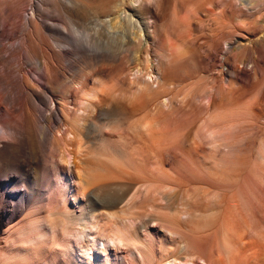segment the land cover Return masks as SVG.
Wrapping results in <instances>:
<instances>
[{
  "label": "rangeland",
  "instance_id": "obj_1",
  "mask_svg": "<svg viewBox=\"0 0 264 264\" xmlns=\"http://www.w3.org/2000/svg\"><path fill=\"white\" fill-rule=\"evenodd\" d=\"M79 1L83 7L52 6L46 0H0L1 53L8 55L13 52L12 44H19L20 53H14L22 58L26 79H35L31 65L33 57L24 52L19 25L23 17L27 18L34 12L36 23L42 19L61 32L63 28L87 30L92 40L102 47L119 41L126 48L116 57L106 53L104 59L92 58L101 51H112L90 48L87 39L81 35L60 36L56 39L62 42L63 49H55L61 54L56 56L50 52V39L42 30L37 34L39 31L34 27V45L38 54L50 56L54 66L53 71L51 69L54 82L47 85L38 81V88L35 86V115L43 121L42 117L54 110V121L45 138L36 130L34 148L44 152L52 143L59 144L55 162L58 166L54 168L52 163L46 162L33 169L30 165L15 162L0 168V192L3 195L0 207L4 211L9 205L19 202L25 193V185L35 175L40 176L41 183L34 205L31 202L26 204L13 221L2 224L0 243H5L15 229L35 219L42 226V240L52 245L57 241L58 232L51 223L57 218L50 213L53 207L55 213H64L67 234L70 236L76 231L79 240L75 245L76 259L68 263L64 258H57L56 263L60 264H202L200 258L205 259L204 256L188 255L196 250V242L206 241V245L217 248L219 244L214 240L219 231L223 229V233L232 235L235 230L242 232L245 219L249 222L247 240L257 238L252 223L254 216L264 222V172L254 171L249 160L256 158L259 164L264 165V159L252 151L248 160L239 162L240 169L226 177L221 173V166L212 163L213 151L210 148V145L217 144L216 152L221 157L235 148H245L251 140L258 144L264 139V83L253 89L256 81L263 77L264 67L260 65L259 69L252 71V63H249L243 69L233 58L238 54L246 56L251 46L249 41L253 38L247 41V38L235 35L228 45L213 43L212 39L225 23L220 14L223 8L200 0L195 5L197 14L190 21L191 26L182 30L189 35L190 45L183 55L166 58L162 50L168 47L167 37L172 29L171 0H164V3L163 0H148L142 4V11L148 10L157 18L156 21H143L136 14L134 18L138 21L130 32L137 35L108 29L93 18L94 12L101 15L105 7L115 0ZM225 1L231 2L238 12L235 16L239 18L231 26L239 27L256 20L264 24L262 0H257L256 6L244 4L242 0ZM133 5L135 9L139 7L137 3ZM127 9L134 12L130 7ZM181 16L188 18L187 13ZM67 17L72 20V26H68ZM128 41L132 43L126 46ZM258 45L254 43L250 56L260 61L264 50L258 53ZM47 52L50 55L45 54ZM200 56L207 59L206 62ZM135 57L139 60H134ZM136 66L142 70L141 74L136 73ZM234 75L238 79L240 77V82H234ZM242 86L245 90L237 91V87ZM140 87L143 88L141 92L138 91ZM90 90L100 95L101 106L97 110L88 108L83 101ZM159 96L165 106L153 103ZM22 102L20 104L28 110ZM141 104H146L148 111H137L136 106ZM115 106L118 109L114 110ZM8 109L9 105L0 107V133L8 127ZM98 110H101V116ZM107 110L113 113H106ZM127 113L133 114L137 122L133 132L124 134L127 141L118 144L114 120ZM254 113L260 115L255 117ZM216 114L241 117L236 118L235 126H227L220 133L216 132L215 138L208 140L206 124ZM94 121L108 142L117 144L119 162L98 156L97 145L100 144L94 139L95 134L77 135L78 122L92 125V130ZM251 128L257 132L256 136L245 131ZM230 134L239 139L238 143L233 142V146L232 142L223 143V138ZM22 147L23 157L27 158V145ZM94 191L96 193L93 194ZM89 197L98 201V205H91ZM211 215L215 221L203 222L206 220L204 217ZM119 234H122L124 245L118 243L120 245L115 246L116 242L115 245L107 242L108 238H117ZM102 241L105 253L99 251ZM185 242L189 247L187 255L182 250ZM145 246L153 250V260L145 257L142 261L137 254L139 250H145ZM54 247L53 251L59 252V247ZM220 256L227 260L224 254ZM48 259L40 258L29 264H47Z\"/></svg>",
  "mask_w": 264,
  "mask_h": 264
},
{
  "label": "bare ground",
  "instance_id": "obj_2",
  "mask_svg": "<svg viewBox=\"0 0 264 264\" xmlns=\"http://www.w3.org/2000/svg\"><path fill=\"white\" fill-rule=\"evenodd\" d=\"M198 1L200 0H171L170 9H171L172 29L167 37L169 38L168 39L169 42L167 44L168 47L162 50V52L165 53L166 58L178 57L179 55L181 56V54L183 55L185 53L189 42L188 41L189 35L184 34L182 30L185 28L187 29L188 27L191 26L190 21L193 20V18L197 14L195 5L198 3ZM242 1L244 4H248L250 6L257 5V0H242ZM46 2L50 3L52 6L53 4L54 5L57 4L65 8L83 7L79 0H46ZM147 2L148 0H115L113 3L109 5V7L108 6L105 7V9L107 10L104 14L102 13L105 11V9L101 13V15H99L100 12H94L93 18L96 20L98 24H101L103 27H106L108 29L122 30L127 35L128 34L137 35L135 33L130 32L131 29L135 28V21L136 22L138 21L137 19L134 18L136 14L139 15V17H141L143 21H147L148 19H154L156 21L157 18L155 14L151 15L150 11L141 10L142 4ZM134 3H137L139 6L138 8H136L137 10L134 8L135 6L133 5ZM162 3H164V0ZM204 3L209 4L210 6L213 5L216 7L223 8L220 14L226 24L223 22L222 28L217 32V35L212 39V42L218 44L224 43L228 45L229 41H231V38H233V36L235 35L242 36V38H247V41L253 38L251 41H249V44L251 46H250V50L248 49L246 56L243 54H238V55H233V58L236 62L242 65L243 69L247 67L249 63H252L251 66L252 71H256L257 69H259L260 65H261L260 67L263 68L264 56L263 57L260 56L262 57L261 58L262 60L258 61V59L251 57L250 53L252 50H254L253 47L254 43H259L258 53L261 49L264 50V24H261L256 20L251 22L249 21L248 23H243L242 26L239 27L235 25L231 26V23L234 20H238L239 18L238 16H235L237 15L238 12L235 11V9H233V5L231 2H227L225 0H204ZM261 4H262L261 6L264 5V0H262ZM128 7L132 8L134 12L133 13L129 12L127 9ZM34 13L30 14L27 18L23 17V21L22 22L19 21V23L21 22V25L19 26H20V33L23 36L21 43H23L22 46H25L24 49H26V51L24 52L28 53L29 56L32 55L33 57V62L31 63V65L34 68L35 79H26L24 77L25 74H24V66L21 61L22 58L16 56L14 53L16 51L20 53L19 44H12L13 52H10L8 55H5V53L4 54L1 53L3 50L2 49L3 45L2 43H0V107L2 105H9L8 114L10 116L8 121L7 119L5 120V122L7 121L10 124L8 123V127L4 128L5 132L0 133V168L8 166L15 162L20 165H24V164L30 165L32 166L33 169L36 168L40 163H43L42 165H45L46 162L52 163L54 168L58 166L57 165L58 163L55 164V162L57 161V156L59 155L58 154V151L60 150L59 144L57 145L52 143L49 149L47 148L48 151H46L45 149V151L43 150L44 152H41V150H39L38 148L36 149L34 148V144L36 143V135H37L36 130L40 131V135L42 138H45L47 133L50 131L51 123L54 121L53 119L54 110H52L53 113L51 111L49 115L43 116L42 117L43 121H39L38 117L35 115L34 108L37 106L36 100L34 99L36 98L34 96V93H37L35 90L36 89L35 86H37L38 81L46 82L47 85H51L54 82L52 80L54 75H51V69L53 71L54 66L52 65L53 63L51 61L52 58L51 59L49 58L50 56L49 57L48 55L40 56L38 54V51L34 45V38H35L33 35L34 27L39 31V32L36 31L37 34L38 33L41 34V30H42L43 33L47 36V38L50 39V43H51L50 52L56 56H61L60 52L55 50L58 48L60 49V47L62 46V42L56 39L57 37L60 36H63L64 38H70L73 35H81L82 38L87 39V44L89 45L90 48L97 47L99 51L102 49H108L107 51L110 50L112 51V52L101 51L99 52L98 55L97 54L92 55L91 56L92 58L104 59L106 58L107 55L106 53L110 54L112 57H116L126 49L123 43L119 41L113 42V44L102 47L101 44L95 42V40L94 41L92 40L93 37L91 34L87 32V30L79 31L78 29H76L74 31L71 29L68 30L63 28L62 29V31L64 32L63 34V32H61L55 26H50L45 24V22L42 21V19L40 22L36 23V21H34L35 18H33L35 16ZM183 13H187L188 16L186 17L188 18L182 17L181 14ZM11 19H15V18H11ZM15 21L16 20H14L13 22L15 23ZM67 21H68V26L73 25L72 20L69 17H67ZM19 26H18V30H19ZM147 26L148 25L145 23V27ZM14 30L16 31L17 29ZM167 32L168 31L166 30V33ZM35 36L37 35L35 34ZM40 37L42 38V35ZM124 38H126V36H124ZM17 43L20 42L17 41ZM131 43H132L131 41H128L126 46H128V44L130 45ZM22 46H21V50H22ZM19 53L17 55H19ZM49 53L47 52L45 54H49ZM42 54L43 53H41V55ZM200 58L205 60V62L207 60L201 56ZM134 60H139V59L138 57H135ZM134 69H137L136 73H140V74L142 73V70L138 69L137 66L134 67ZM145 72L146 75L148 76L150 75L147 68ZM20 74L22 75L21 77ZM232 79L234 80L235 83L240 82V77L238 79L237 76L235 75L233 76ZM235 83L232 84L235 85ZM263 83H264V72H263V77L261 79H258L256 83L253 85L254 86L253 89L255 90L259 88ZM240 90L241 91L245 90L244 86L237 87V91ZM138 91L139 92L143 91V88L142 87L138 88ZM95 92H91L90 90V92L86 94L87 98L85 97L83 101L85 102V105L88 108H93L97 110V108L101 106V102H100V95L97 94V92L96 93ZM23 99H24L23 102H25V105L28 107V110H26L23 104H20ZM161 99L162 97L159 96L155 98L153 103L154 104L160 103L162 105L164 104L165 106L166 103L161 101ZM16 105H17L16 107L17 109L19 106L18 111L15 108ZM117 107L115 106L113 107V109L115 110ZM136 108H137L136 110L139 111L140 113H143L146 110L148 111L149 109L146 106V104H141L139 106H136ZM15 112H18L17 115H13L15 114ZM106 113L112 114L113 112L107 110ZM258 114L259 113L257 114L254 113L255 117H257ZM98 115L100 116L102 115L101 110H98ZM238 117L240 118L241 116L222 117L220 114H216L206 124L207 126L206 133L208 135V140H212L213 138H215L216 137L215 133L219 132L222 129H225L227 126H231V127L235 126L236 124L235 122L237 120L236 118ZM94 118H96V116ZM12 122L13 125L11 124ZM136 122L137 121L134 118V115L130 113L124 114L123 117L121 118L117 117L114 120V123L117 124L115 129L119 137L117 141L119 142L118 144L127 141V138H125L124 134L133 132L134 131L133 128L135 127ZM78 124L79 127L75 129L78 131L77 135L86 137L91 133L95 134L94 139L98 140L100 144L97 145L99 157H105V158L108 157L113 162L120 161L117 144L112 145L108 142V139H106L104 134L100 131V127L97 121H94L93 123L94 128L92 130H91L92 125L90 127V125L86 124V122L82 124L78 122ZM37 125H40V127L37 128ZM143 127H146V124H144ZM245 131H247L250 134V136L251 135L256 136L257 133L254 130V128ZM70 134L73 137L76 136V134L74 135L72 133ZM229 142H232V146H233V142L238 143L239 139L237 136L230 134L229 136L223 138L224 144H227ZM23 144H26L28 148V151L25 154V156L27 155V158L23 157L24 156V151L22 150ZM217 146H218L217 144L210 145V148L213 151L211 152L213 154L210 153L212 155L211 161L215 166L216 165L221 166L222 168L221 173L226 177H231L232 172L238 171L240 169L239 162L242 160H248L252 151H253L252 154L256 153L258 158L264 159V139L259 141L258 144L256 141L251 140V142L245 148H241V149L235 148L231 153L224 154L221 157L217 155L216 152ZM231 156H234V158H231ZM249 163L254 171L264 172V165L259 164L256 161V158L250 159ZM40 186H41L40 176L35 175V177L29 180L28 184L25 185L26 187L25 193L21 195L19 202L11 205V207L9 205L8 206L9 208L5 211L2 210L0 207V227L4 222L13 221L22 211V209L25 208L26 204L31 202L34 205V200L36 197H38L40 193ZM96 191H94L93 194L96 193ZM2 197L3 195L0 192V206L2 203L1 201ZM89 199L91 205L92 204L98 205V201L95 200L93 201L92 197H89ZM54 211H55V207L51 209L50 213L52 215H57V218H55L54 220L52 219L51 221L53 229L58 230L56 236L57 237L56 242L52 243V245H47L42 240V236L44 235V232L41 231L42 226L37 220L32 219L27 223L23 224L20 228L15 229L13 234L7 238L5 243H0V264H13L15 262L22 264L23 263L29 264L40 258L46 259L48 257L49 259L47 261V264H60V262L56 263L57 258H64L68 261V263H71V260H73V258L76 259L75 245L79 244V240L76 236L77 233L76 231H74L69 236L67 234L68 229L67 226L65 225L66 224L65 218L63 217L64 213L62 212L55 213ZM181 213H182L181 210H178V214L180 215ZM209 214L210 213H208V215ZM3 218H5L6 220L3 221ZM204 218H206V220L202 219L203 222H213L216 219L213 215ZM197 222L199 224L201 221H197ZM244 223H245L244 230L242 232H237L235 230L233 235L230 234L229 232L223 233L221 231L223 229H221L219 231V234L214 240L215 244H219V247L217 246V248H214L213 247L214 245L213 246L206 245V241L205 243L196 242V250L191 253L189 252V247L185 242V245L182 248V250L184 249V252L186 251L185 252L186 255L189 252L188 255L197 256L198 254L204 256L205 259L200 258V260H202V264H264V222L258 220L256 216L253 217L252 228L253 231H255L258 235V237L253 240H247L248 238L247 227H249V222L247 219H245ZM196 227L197 229H200L198 225ZM103 242L104 241H102L101 243L99 242L100 243L99 245L101 247V250L99 251L105 253L106 251V249L104 248L105 243ZM107 242H109V244L114 243V245L117 243L115 246L120 244L124 245L122 234H119L117 238L116 237L108 238ZM55 245L59 247L58 248L59 252L53 251L55 249L54 247ZM145 248H146L145 250L143 251L139 250L137 253L140 259L143 261L145 260L146 257L148 260L150 259L153 260L155 258L153 250L146 246ZM220 254H224L227 260L222 259ZM215 255H217L218 257H215Z\"/></svg>",
  "mask_w": 264,
  "mask_h": 264
}]
</instances>
